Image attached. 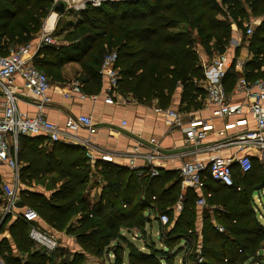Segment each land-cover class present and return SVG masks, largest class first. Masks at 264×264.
I'll use <instances>...</instances> for the list:
<instances>
[{"label": "trees", "instance_id": "1", "mask_svg": "<svg viewBox=\"0 0 264 264\" xmlns=\"http://www.w3.org/2000/svg\"><path fill=\"white\" fill-rule=\"evenodd\" d=\"M53 7L54 0H0V56L8 55L11 46L32 43ZM254 18L262 22L250 36L249 52L253 57L246 66V78L255 82L264 78V0H136L88 6L78 13L76 25L62 43L41 47L33 62L55 81L60 80L66 64H79L82 90L93 95L100 92L103 84L100 70L104 57L116 52L122 95H132L145 105L157 101L164 109L180 89L181 102L190 110L200 105L198 98L206 100L202 87L205 69L198 44L209 46L215 40L214 55L225 54L231 25L236 24L246 33V21ZM236 81V73L229 70L224 81L227 91ZM47 140L44 136L19 138L21 180L44 185L48 174L57 173L48 182V195L26 188L20 192L21 200L38 213L39 221L74 236L80 250L71 252L59 243L48 252L29 236L32 226L42 230L37 221L29 223L17 218L11 222L12 216H7L1 223L0 213V234L6 229L10 233V238L0 239V258L5 264H124L123 256L110 247L115 230L122 239L116 238L134 248L129 252V264H170L172 250L177 246L178 252L189 249L185 243L194 231L188 213L195 214L199 195L195 190L181 194L179 171L175 174L159 170V176L152 178L149 169L139 175L125 165L102 161H97L93 169L79 146L62 142L43 146ZM260 173L264 180V165L254 159L249 173L234 170L233 187L208 180L206 191L213 194L208 204L221 205L227 213L217 216L218 224L225 228L223 233L214 227L209 215L203 216L202 264H235L245 253L242 243L259 231L264 234V225L251 217L255 212L253 192L264 188V182L255 183ZM89 182L101 184L100 196L94 203L89 197ZM1 185L0 177V207ZM180 200L183 210L175 216L173 208ZM161 214L170 218L167 226L160 225L162 248L152 249L149 242L139 239L146 248L142 251L123 233L129 227L142 231L141 236H149L146 226ZM184 227H188L185 234ZM107 250L109 254L114 252V262L106 256ZM190 259L189 264H195L194 253Z\"/></svg>", "mask_w": 264, "mask_h": 264}, {"label": "built area", "instance_id": "2", "mask_svg": "<svg viewBox=\"0 0 264 264\" xmlns=\"http://www.w3.org/2000/svg\"><path fill=\"white\" fill-rule=\"evenodd\" d=\"M60 1L65 3L66 11L79 13L88 6L97 8L106 2L121 3L136 0H54V6ZM245 27L246 34L252 36L254 28L250 24H245ZM43 46L57 47L59 42L51 34L46 33L37 48L33 49L31 44L21 45L11 50L8 55L0 56V92L5 99L0 110V165H6L12 174V180L4 183L2 187L3 209L1 216L2 218L7 216H12L15 219L22 218L29 223L38 221L40 217L32 208L25 206L19 209L17 207V204L22 201L20 192L23 190L20 186L21 165L18 158L20 137L44 136L51 142H62L67 145L76 143L86 150V156L90 160L96 161L94 155L97 153L101 155L102 162L127 161L130 169L139 175H142L146 169H149V175L152 178L158 177L160 173L159 169L153 164V159L160 155L158 145H154L151 153L146 155H141L138 152V147L127 153L111 155L102 148L97 147L90 140L74 136L82 128L93 131L94 121L91 116L70 117L63 129L46 117L44 108L51 103L49 91L52 89L53 83L48 75L39 70L33 62L39 49ZM117 63V53L111 52L104 57L100 70L104 87L102 95L105 97V103L109 105H114L123 100V96L119 92L121 74ZM203 66L205 80L202 87L206 92V101L216 107L218 119L224 120L231 117L237 120L226 125V129L235 130L232 135L212 146L205 147L206 150L217 151L212 157L206 161L197 160L184 163L179 169L182 186L200 192L197 200V205L200 208H206L208 199L213 195L212 192L206 191L209 179L223 186L233 187L235 185V169H239L245 175L252 170L254 159L264 163V78L255 82H250L246 78L239 79L233 93L243 95V98L239 102H235L227 91L224 82L231 66L227 55H220L208 66ZM16 76L23 79L24 89L38 101L37 113L34 116L25 115L17 107L16 87L14 85ZM62 95L67 99L77 97L82 101L86 99L96 101L98 98V94L88 95L84 93L79 81L72 82L62 91ZM156 112L170 117L171 119L168 122L171 126L182 127L184 125L182 122L183 116L171 108H158ZM250 119L254 127H251ZM212 131H214V128L208 122L191 119L185 129L187 147H192L187 152L203 149L201 147ZM224 148L233 149V154L231 156L219 154V150ZM142 158L147 161H144L147 165L137 164V160ZM237 190L240 191L241 188L238 187ZM182 210V200H180L175 207L177 215ZM222 212L224 211L222 210ZM260 218H264V215H260ZM153 220H156L163 227L170 222V218L166 214H161ZM214 227L219 233L225 231L221 224L214 223ZM189 234L185 244L187 247L189 246V249L195 247L193 252L196 257L195 264H202L205 262L202 253L203 236L200 233L202 243H195L194 235ZM29 236L39 247L48 252L54 251L59 246V240L56 236L48 234L36 226L31 227ZM194 244L196 245L194 246ZM0 264H5L1 258Z\"/></svg>", "mask_w": 264, "mask_h": 264}, {"label": "crops", "instance_id": "3", "mask_svg": "<svg viewBox=\"0 0 264 264\" xmlns=\"http://www.w3.org/2000/svg\"><path fill=\"white\" fill-rule=\"evenodd\" d=\"M70 13L71 12L66 11L64 15H60L52 10L51 16L43 25L42 30L45 33H49L51 35L53 33L55 34V32H57L56 27L59 26L60 22H64L66 27L60 29V31L64 30L66 33L71 31L77 23L78 16H76V22L73 23L74 21L65 19L66 17L71 18L69 17V15H71ZM61 18L66 21H60L58 23V20ZM39 43L40 38H38L36 35L33 42L30 44L32 48L35 49ZM234 43L237 47H235L234 50L232 49L231 52L226 51L225 54L231 63L229 70L232 69L236 73L238 81L241 78H246L249 74V69H247L246 66L252 60L253 56L249 52V47H241L238 41ZM13 49L15 48H9V53ZM240 49L241 53H239ZM200 61L202 64V62L206 61V59L202 58ZM261 71L264 72V66H262ZM80 72V65L74 62L66 64L63 67L61 70L60 80L56 81V83L52 85V89L49 91L51 103L44 108V113L51 122L56 123L62 129L64 128L67 119L70 117H77L80 115L91 116L94 121L93 131H88L87 129L82 128L76 132L74 136L80 139L90 140L97 147L102 148L111 155L127 153L133 151L136 147H138V152L141 155H146L151 153L152 147L154 145H158L160 149V155L153 159V164L159 170L178 174L177 172L184 163L194 162L197 160H208L217 151H209L206 150L205 147L212 146L216 142L223 141L226 137L232 135V133L235 132V130L226 129V125L234 123L237 119L231 117L224 120L218 119L216 116V107L208 104L206 100L201 102L200 98H198L200 105L196 108L193 107L190 110L181 108L180 105L183 104H181L180 89L174 95L172 104L167 108H171L183 116L182 122L184 125L182 127L171 126L168 122L171 119L170 117H167L163 114H158L156 112V109L160 108V106L157 105V101H154L150 105H145L139 103L132 95L124 96L120 93L123 96V100L114 105L106 104L105 97L102 95V92L104 91L103 84L100 92L98 93V98L96 101H92L91 99L82 101L77 97L73 99L64 98L62 91L66 89L72 82L79 80ZM14 85L16 87L15 92L19 111L27 116H34L37 113L38 101L24 89V82L20 76L15 77ZM234 87L228 92L233 97V101L239 102L242 100L243 95H235L233 93ZM4 101V96L0 92V110L2 109ZM191 119H199L208 122L213 126L214 131L210 132L207 139L204 141L201 147L203 149L195 151L193 150L188 153L187 151L192 149V147H187L185 129L187 127V123ZM249 121L251 122V127H254L251 119ZM44 145L51 146L52 142L47 140L43 146ZM73 145L79 146L76 143H73ZM79 147L84 150L86 156V150L81 146ZM233 152V149L224 148L220 149L218 153L224 156H231ZM94 156L96 161L90 160L86 156L89 165L93 169H95L96 162L101 161L100 154L96 153ZM144 161H146L144 158L138 159L137 164L142 166L147 165V161ZM115 163L125 165L130 168L127 161H115ZM260 164L264 165V163L261 162ZM55 176H57L56 172L48 174L45 182L48 183L50 178ZM0 177L2 181V192L3 184L12 180L11 171L6 165H0ZM32 182L36 181L32 180ZM61 182H58L57 184L60 185ZM180 187L182 195H186L188 190H194L192 188H184L181 182ZM196 193L197 195H200V192L196 191ZM2 196L3 192L1 194V197ZM259 197H263V195H259ZM175 207L173 208L174 215L177 216ZM196 208H200L197 205V202ZM2 209L3 204L0 207V213H2ZM209 216L211 219L212 215L209 214ZM13 220H15L14 217L11 218V222H13ZM37 223L40 224V227L43 226L41 221L38 220ZM199 231L200 232L198 235L200 236V233L202 234V230ZM58 235L59 234H56L54 236L59 239ZM2 238H10L8 229L0 234V239Z\"/></svg>", "mask_w": 264, "mask_h": 264}, {"label": "rangeland", "instance_id": "4", "mask_svg": "<svg viewBox=\"0 0 264 264\" xmlns=\"http://www.w3.org/2000/svg\"><path fill=\"white\" fill-rule=\"evenodd\" d=\"M52 11V10H51ZM71 15H69L68 18L66 17L65 19L69 20V21H74L73 23L76 22V16H78V13H70ZM51 16V12L50 14L47 16V18L44 20L43 25L45 24V22L49 19V17ZM60 21H66L63 20V18L58 20V23ZM262 22V19L260 18H254L250 21H246V24H250L254 29L260 25V23ZM63 24V25H62ZM58 25V24H57ZM65 24L64 22H60L59 26L56 27V31L55 34H52V37L55 38L59 44L62 43L64 36L66 35V32H64L63 29L65 28ZM43 28V26H42ZM70 29V28H68ZM46 34L42 29L37 33L38 38H40V40L42 39L43 35ZM61 35V36H60ZM60 36V37H59ZM250 39L251 37L248 36L244 29H239L237 27L236 24H232L231 25V32H230V38L228 41L227 46V51L231 52V50L235 49L236 44L234 42L238 41V43L240 44L241 47H249L250 44ZM214 44H215V40H211L210 43L208 44L209 46H201L200 44H198V53H199V57L200 59L205 58L206 61L202 62V65H206L208 66L213 59H215L218 55H214ZM238 44V45H239ZM21 45H16V46H11V48H17ZM207 47L209 48V50H207ZM239 53H241V49L239 50ZM43 72H45L49 78L51 79L52 83L55 84L56 81L52 78V76H50L45 70H43ZM182 92V91H181ZM180 92V93H181ZM182 104V103H181ZM181 108L189 110L187 105H180ZM192 108V107H191ZM255 169H258V166H255ZM264 176V175H263ZM255 179V178H254ZM262 176L261 173L257 178V181L255 183L261 184V181L264 182V180H261ZM248 180L250 182H252L253 180H251V178ZM89 185L91 187L90 191H89V197L92 200V202L94 203L95 201L98 200L99 198V194L101 192V184H92L89 182ZM22 189H26L28 188L29 190L35 191V192H40L43 194H47L49 193V185L48 183H44L40 184L37 181L36 182H28L26 183V181L24 179L21 180V184H20ZM59 186V185H58ZM254 206H255V210L256 213L254 211H252V216H255L256 219L258 218V220L261 223H264V218H260V215H264V188L263 189H259V190H255L254 192ZM256 195V196H255ZM259 195H263V197H259ZM217 208H215V207ZM200 209V210H199ZM196 208L195 210V214L189 212L188 214H190V218L191 221L193 220V231H194V240L195 243L201 242L203 240L200 239V236L198 235V233L200 232L199 230H202L203 228V216L204 214L212 215L211 221L214 225V223H220L217 219V216H223L227 213V211L225 210V208L221 205L218 204H208V206L206 208ZM211 210V211H210ZM222 210L224 212H222ZM209 212V213H208ZM198 213V214H197ZM199 218V219H198ZM43 226H41L42 230H44V232H47L48 234H59V243L61 246L65 247L66 249H68L69 251H79L80 247L79 245L76 243V240L74 238V236L71 235H66L63 232H58L57 229H53L49 226V224L43 223ZM151 225H147L146 229L149 233V236H141V232H136V228L134 230H131V228L126 227V229L124 228V234H126V236L130 239V241H132L133 243H135L142 251H146L144 244L141 241H138L139 239H143V242H149L150 245L152 246V249H159L162 248L164 245L162 243H160V229L161 226L158 225V223L156 221L150 223ZM264 225V224H263ZM188 228V227H186ZM184 227V232H182L183 234H185L186 232H188ZM183 231V228H182ZM198 235V236H197ZM118 231L115 230V232L113 233V238H112V242L110 243V247H112L113 251L116 252L119 255L123 256V260H124V264H129V252L134 249L132 245H128L125 241L119 240L122 239L120 236V238L118 237ZM118 237V238H116ZM202 243V242H201ZM146 244V243H145ZM203 244V243H202ZM244 248H245V253L242 254V256L236 260L235 264H264V234H262L259 231V234H256L250 241L243 242L242 243ZM118 245L124 247V248H118ZM196 244H194L195 246ZM181 246V245H180ZM204 246V245H203ZM36 249V246H34ZM178 247L177 249L175 248L174 250H172V254L170 257V264H185L184 260H186V264L190 262V257L191 254L195 251L194 248L192 249H186L182 252H178ZM166 249V248H163ZM110 250H107L106 252V256H109V259L111 260V262L115 261V254L113 251L110 252ZM135 251V250H134ZM137 251V250H136ZM149 252V251H148ZM23 257H25V255H22ZM160 258V256H158ZM106 264H109V262H106ZM162 264H165L164 262Z\"/></svg>", "mask_w": 264, "mask_h": 264}, {"label": "water", "instance_id": "5", "mask_svg": "<svg viewBox=\"0 0 264 264\" xmlns=\"http://www.w3.org/2000/svg\"><path fill=\"white\" fill-rule=\"evenodd\" d=\"M53 10L57 13V14H60V15H64L65 12H66V5L64 2H58L54 7H53ZM17 207L19 209L21 208H24L25 207V203L23 201L19 202L17 204ZM6 217L3 218V220L1 221V223L4 221Z\"/></svg>", "mask_w": 264, "mask_h": 264}]
</instances>
